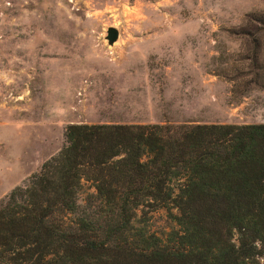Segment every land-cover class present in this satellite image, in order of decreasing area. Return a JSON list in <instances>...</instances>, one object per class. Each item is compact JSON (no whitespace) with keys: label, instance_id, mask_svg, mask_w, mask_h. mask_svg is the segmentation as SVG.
I'll return each instance as SVG.
<instances>
[{"label":"rangeland","instance_id":"rangeland-1","mask_svg":"<svg viewBox=\"0 0 264 264\" xmlns=\"http://www.w3.org/2000/svg\"><path fill=\"white\" fill-rule=\"evenodd\" d=\"M251 13L264 0H0V200L69 125L264 124V36L256 68L235 35ZM145 217L158 237L173 228Z\"/></svg>","mask_w":264,"mask_h":264},{"label":"trees","instance_id":"trees-1","mask_svg":"<svg viewBox=\"0 0 264 264\" xmlns=\"http://www.w3.org/2000/svg\"><path fill=\"white\" fill-rule=\"evenodd\" d=\"M235 35L258 68L264 13ZM63 136L0 200V264H264V124L69 125ZM157 209L173 224L163 238L147 229Z\"/></svg>","mask_w":264,"mask_h":264},{"label":"water","instance_id":"water-1","mask_svg":"<svg viewBox=\"0 0 264 264\" xmlns=\"http://www.w3.org/2000/svg\"><path fill=\"white\" fill-rule=\"evenodd\" d=\"M117 38L118 33L116 29L112 27L106 29L104 40L108 46H111L114 42H116Z\"/></svg>","mask_w":264,"mask_h":264}]
</instances>
